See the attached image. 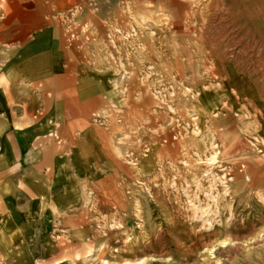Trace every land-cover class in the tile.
<instances>
[{"label":"rangeland","instance_id":"1","mask_svg":"<svg viewBox=\"0 0 264 264\" xmlns=\"http://www.w3.org/2000/svg\"><path fill=\"white\" fill-rule=\"evenodd\" d=\"M76 2L73 36L137 82L127 140L142 160L149 134L180 141L134 158L137 181L95 205L76 264H264V0Z\"/></svg>","mask_w":264,"mask_h":264},{"label":"crops","instance_id":"2","mask_svg":"<svg viewBox=\"0 0 264 264\" xmlns=\"http://www.w3.org/2000/svg\"><path fill=\"white\" fill-rule=\"evenodd\" d=\"M79 7L0 0V264H76L97 235L95 205L137 181L134 158L179 148L149 134L142 160L127 140L143 123L137 82L115 81L73 36Z\"/></svg>","mask_w":264,"mask_h":264}]
</instances>
